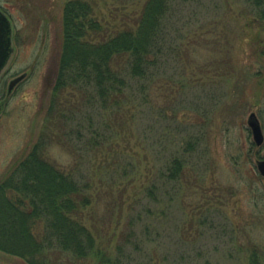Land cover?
<instances>
[{
  "label": "rangeland",
  "instance_id": "rangeland-1",
  "mask_svg": "<svg viewBox=\"0 0 264 264\" xmlns=\"http://www.w3.org/2000/svg\"><path fill=\"white\" fill-rule=\"evenodd\" d=\"M69 1L0 0L12 26L0 87V201L9 193L6 180L41 144L50 164L91 183L86 224L111 256L130 229L136 238L123 253L130 264H247L250 247H264V178L255 165L264 160V140L256 146L247 125L254 114L264 137V22L246 0H179L171 25L180 31V54L168 79L156 84L149 104L137 102L105 120L113 137L105 132L109 142L82 160L57 118L79 95L66 91L49 109ZM83 1L113 32L132 25L146 0ZM22 74L7 97L10 79ZM170 157L184 160L180 183L154 200L146 197L142 190ZM56 258V264H80ZM0 264L27 263L0 251Z\"/></svg>",
  "mask_w": 264,
  "mask_h": 264
},
{
  "label": "trees",
  "instance_id": "trees-1",
  "mask_svg": "<svg viewBox=\"0 0 264 264\" xmlns=\"http://www.w3.org/2000/svg\"><path fill=\"white\" fill-rule=\"evenodd\" d=\"M246 3L255 20L264 22V0ZM180 4L179 0H146L132 25L113 32L91 17L92 7L86 1L65 4L49 109L56 108L66 91L79 95L76 105L58 110L57 118L63 136L73 145L76 142L82 160L96 156V150L109 142L105 132L113 137L114 128L105 120L137 102L149 104L156 84L168 79L171 62H177L180 54V31L171 25ZM260 117L264 119V107ZM42 150L36 144L4 184L9 193L0 201V251L27 264H56V256L62 255L80 264H130L129 254L123 253L135 233L128 229L120 235L113 256L104 250L86 224L91 183L83 174L76 178L75 171L57 169L45 160ZM170 158L142 190L146 197L153 199L168 184L180 183L184 160ZM162 193L169 195L166 190ZM247 264H264V247L251 246Z\"/></svg>",
  "mask_w": 264,
  "mask_h": 264
},
{
  "label": "water",
  "instance_id": "water-1",
  "mask_svg": "<svg viewBox=\"0 0 264 264\" xmlns=\"http://www.w3.org/2000/svg\"><path fill=\"white\" fill-rule=\"evenodd\" d=\"M11 35V23L7 16L0 10V74L6 67L12 54ZM21 79L22 76L17 77L16 79L10 82L8 87V93L11 92L13 85ZM247 125L250 129L254 144L256 146H260L263 143L264 137L259 121L257 120L254 114H251L248 117ZM255 165L259 175L264 178V160H257L255 162Z\"/></svg>",
  "mask_w": 264,
  "mask_h": 264
},
{
  "label": "flooded vegetation",
  "instance_id": "flooded-vegetation-1",
  "mask_svg": "<svg viewBox=\"0 0 264 264\" xmlns=\"http://www.w3.org/2000/svg\"><path fill=\"white\" fill-rule=\"evenodd\" d=\"M5 72H6V70H3V71L1 72V74H0V87H1V85H2V84L4 83V81H5V76H6V75H5ZM20 76H22V79H21L20 81H18L16 84L13 85V87H12V89H11V92L8 93V90H7V93H6V96H7V97L12 93V91L14 90V88H15L20 82H22V81L26 78V75H25V74H22V75H20ZM18 77H19V76H18ZM16 78H17V77L10 79V81H9V83H8V87H9L10 82L13 81V80L16 79ZM4 105H5V101L0 97V111H2Z\"/></svg>",
  "mask_w": 264,
  "mask_h": 264
}]
</instances>
